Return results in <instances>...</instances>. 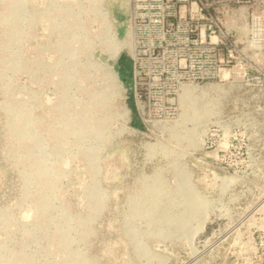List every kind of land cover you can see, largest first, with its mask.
Instances as JSON below:
<instances>
[{"label": "rangeland", "instance_id": "374dc122", "mask_svg": "<svg viewBox=\"0 0 264 264\" xmlns=\"http://www.w3.org/2000/svg\"><path fill=\"white\" fill-rule=\"evenodd\" d=\"M208 2L218 77L148 116L131 0H0V264H244L264 226V5Z\"/></svg>", "mask_w": 264, "mask_h": 264}, {"label": "built area", "instance_id": "2783aa9c", "mask_svg": "<svg viewBox=\"0 0 264 264\" xmlns=\"http://www.w3.org/2000/svg\"><path fill=\"white\" fill-rule=\"evenodd\" d=\"M228 11L264 0H220ZM208 0H131L128 19L132 46L134 95L152 116V102L165 113L186 85H201L219 75L218 16ZM154 103V104H155ZM244 264H264V226L255 229Z\"/></svg>", "mask_w": 264, "mask_h": 264}]
</instances>
